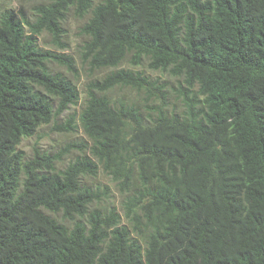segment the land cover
Instances as JSON below:
<instances>
[{
    "label": "trees",
    "instance_id": "obj_1",
    "mask_svg": "<svg viewBox=\"0 0 264 264\" xmlns=\"http://www.w3.org/2000/svg\"><path fill=\"white\" fill-rule=\"evenodd\" d=\"M32 15L0 4V264H264V0ZM69 17L79 113L74 57L39 44L64 49ZM49 126L83 139L27 155Z\"/></svg>",
    "mask_w": 264,
    "mask_h": 264
},
{
    "label": "rangeland",
    "instance_id": "obj_2",
    "mask_svg": "<svg viewBox=\"0 0 264 264\" xmlns=\"http://www.w3.org/2000/svg\"><path fill=\"white\" fill-rule=\"evenodd\" d=\"M40 3V0H0V4L2 6L13 8L16 12H23L27 16V18L32 19L33 18V9L34 7ZM82 25V21L75 20L71 17L68 18V20L65 23V43L66 47L64 49H59L50 44V37L47 34H42L39 37V44L46 49H49L56 53H68L71 56L74 57L76 61L77 66V79L75 80L79 91L81 92V99L79 104L76 107H72V109L69 112H76L79 113L80 107L83 103V91L84 86L87 83L89 79H91L90 74L87 71V68L85 66H82L78 59V49L81 45V42L83 38L80 35V27ZM52 69L54 71H61L65 72L63 68H59L57 66H52ZM99 76L102 75V73L96 74ZM163 79L169 80L168 77L162 76ZM65 116V115H64ZM64 119V118H63ZM83 139L82 132L80 129H78L77 133L75 134H64V133H56L51 131L50 126L45 127L42 129L38 137H33L29 139H25L22 144L20 145V148L26 152L27 155L31 153L32 147L37 144L42 150H52L55 151L57 149V146H60L62 143L71 140V139ZM66 161H63L59 165L60 168H62ZM104 183L107 182L106 178H104ZM110 186V182H107ZM113 190V188H112ZM114 191V190H113Z\"/></svg>",
    "mask_w": 264,
    "mask_h": 264
}]
</instances>
